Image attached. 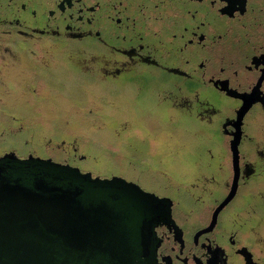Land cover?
<instances>
[{"label": "flooded vegetation", "instance_id": "1", "mask_svg": "<svg viewBox=\"0 0 264 264\" xmlns=\"http://www.w3.org/2000/svg\"><path fill=\"white\" fill-rule=\"evenodd\" d=\"M45 38L91 42L96 64L89 71L114 82L129 76L142 87L138 82L144 70L178 78L181 83L175 86L189 91L178 94L167 89L179 99L188 96L189 106L182 108H194L209 131L216 128L224 137L229 152L220 164L228 174L225 194L203 225L187 224L186 209L174 197L181 182L172 180L156 190L143 188L171 201L174 223L155 227L159 264H235V258L238 264H264V190L257 186L249 190L254 195L251 202L240 205L238 230L223 228L225 244L217 240V233L213 236L221 213L239 196L242 185L264 176V0H0V43L10 46L0 50L2 63L21 61L22 54L14 47L20 42L30 60L51 56L47 48L32 42ZM161 93L160 99H171L177 106ZM235 135L239 136L236 193L219 211L213 229L196 235L230 189ZM207 151L212 152L205 146ZM237 231L243 238H237Z\"/></svg>", "mask_w": 264, "mask_h": 264}, {"label": "rangeland", "instance_id": "2", "mask_svg": "<svg viewBox=\"0 0 264 264\" xmlns=\"http://www.w3.org/2000/svg\"><path fill=\"white\" fill-rule=\"evenodd\" d=\"M32 42L50 52L48 57L53 60L48 68L41 70L37 60L28 59L26 45L21 42L14 45L22 54L21 61H0V156L12 151L18 157L34 155L68 162L93 176L117 175L134 180L147 190H156L172 180L181 182L174 189V197L186 209L187 224L203 225L211 207L225 194L223 182L228 174L220 164L229 152L218 129L209 131L210 127L195 116L194 108L184 109L189 106L188 96L179 99L173 94L188 92L189 88H177L175 84L181 83L178 78L147 70L139 77L142 87H137L129 76L123 77V82H114L89 71L96 64V57L90 54L94 52L91 42L76 44L48 38ZM7 49V43H0V50ZM79 49L85 53L80 51L79 56L74 52ZM160 90L177 106L171 99H160ZM102 92L112 98L115 109L119 103L129 114L146 109L149 112L146 125L122 123L112 150L94 143L96 137L91 135L100 123L98 119L106 115V108L99 102L98 94ZM201 94L207 96L208 92L201 89ZM60 116L69 130L57 124ZM47 131L50 135L40 141L45 144L40 149L36 137ZM67 131L69 136L63 138ZM136 134L144 136V144L134 143L131 138ZM205 146L212 152H203ZM252 185L264 190V176L253 177L242 185L239 196L221 213L213 234L215 237L217 233L220 243L227 240L222 235L223 228L232 226L238 230L237 214L240 205L251 202ZM192 194L203 200H194ZM242 236L237 231V238ZM234 262L238 264L236 258Z\"/></svg>", "mask_w": 264, "mask_h": 264}, {"label": "water", "instance_id": "3", "mask_svg": "<svg viewBox=\"0 0 264 264\" xmlns=\"http://www.w3.org/2000/svg\"><path fill=\"white\" fill-rule=\"evenodd\" d=\"M238 141L230 189L196 235L213 229L236 193ZM160 222L174 223L170 198L136 182L50 158L0 156V264H159Z\"/></svg>", "mask_w": 264, "mask_h": 264}, {"label": "trees", "instance_id": "4", "mask_svg": "<svg viewBox=\"0 0 264 264\" xmlns=\"http://www.w3.org/2000/svg\"><path fill=\"white\" fill-rule=\"evenodd\" d=\"M46 61H45V60ZM32 60L36 61L39 64V66L41 67V70H43L42 68H48L50 63L52 62V58L50 57H41L38 56L36 58H32ZM40 70V69H39ZM40 70V71H41ZM98 95H100V100L99 102L101 103V105H103L106 109V112L102 118H99L98 120L100 121V123L98 124V126L95 128L94 132L92 131L91 135L96 137V140H94V143H100L103 144L104 146H106L107 148L111 149V146L114 143V141L120 136V132L121 130H119L120 126L122 125V123H126V122H131V125H136L138 123H143V124H147L146 120L149 118V112L148 110H144L143 112H138V113H132L129 114V112H126L125 106L121 105L118 103L117 108H113V100L112 98L108 95L107 92H102L99 93ZM151 114V113H150ZM57 124L60 126V128H66L64 126L67 125V122L64 120L63 117H59L57 118ZM63 120V121H62ZM69 130V128H66ZM40 134L37 135L36 137V141H37V145L39 146V148L41 149L43 147V145L45 146V144H41L40 141H43L44 138L47 135H50V131H47V133L45 132H39ZM70 131L67 132H63V138H66L69 136ZM62 135V133H61ZM56 136V135H54ZM62 137V136H61ZM144 136L136 134L133 136V138H131L134 143L136 144H141L143 143ZM144 144V143H143ZM205 150V147L203 149V152ZM12 151H4V153H2L1 155L5 154V153H9ZM15 153V152H14Z\"/></svg>", "mask_w": 264, "mask_h": 264}]
</instances>
